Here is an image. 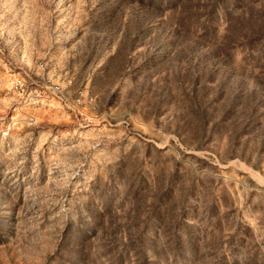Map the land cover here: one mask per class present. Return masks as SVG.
<instances>
[{
	"label": "rangeland",
	"instance_id": "rangeland-1",
	"mask_svg": "<svg viewBox=\"0 0 264 264\" xmlns=\"http://www.w3.org/2000/svg\"><path fill=\"white\" fill-rule=\"evenodd\" d=\"M0 264H264V0H0Z\"/></svg>",
	"mask_w": 264,
	"mask_h": 264
}]
</instances>
